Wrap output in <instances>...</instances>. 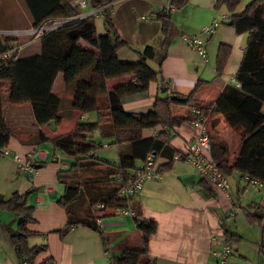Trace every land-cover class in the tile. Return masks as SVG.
Returning <instances> with one entry per match:
<instances>
[{"label":"crops","instance_id":"1","mask_svg":"<svg viewBox=\"0 0 264 264\" xmlns=\"http://www.w3.org/2000/svg\"><path fill=\"white\" fill-rule=\"evenodd\" d=\"M68 1L73 5V0ZM167 7L168 0H121L111 7L113 26L130 46L119 52L121 60L137 62L139 57L136 52H142L146 46H153L158 54L166 53L161 65L162 80L151 84L146 94L124 98L126 111L146 112L157 98L189 95L199 81L203 84L197 97L202 105L215 103L227 87L236 86V75L249 33H237L230 26L232 14L225 6H218V0H188L187 5L173 12L174 33L170 44L164 48L162 24L152 16ZM244 9L240 8L236 13H242ZM82 12L87 13L89 9ZM223 16L227 19L223 20L216 33L203 36L208 47V62L205 63L185 44L182 36L199 35L205 26ZM95 24L98 34L106 33L102 16L95 20ZM32 25L31 17L27 26ZM81 41V45L89 47ZM34 44L26 54L25 50L22 52L25 54L22 57L41 53L40 40ZM224 45L232 52L224 73L219 76L217 58L220 47ZM149 64L155 70L159 69L157 59ZM123 78L108 81L109 89L130 79ZM75 86L66 85L63 73L57 75L52 92L61 99V121L57 125L53 123L50 128L37 123L31 104L14 105L9 102L8 96L4 98L5 120L14 135L0 162V197L7 201L16 192L24 194L34 190L27 203L34 210V221L27 228L38 235L31 237L28 243L30 247L47 246V251L38 256L37 264L48 258H54L57 264H113L124 249L142 247L137 221H154L158 225L149 242L151 264H219L218 253L226 241L214 243L211 237L212 234L224 237L225 233L230 237L227 244L233 250L227 264H264V219L261 223H250L247 219L248 214L264 218V187H253L242 173L235 172L231 176L232 204L184 162L173 163L169 169H163L160 178L145 183L142 191L129 201L134 216H119L113 209L92 207L93 214L103 219L98 227L111 241L109 251H106L99 231L87 227H76L66 239H62L58 231L66 226L68 216L58 201L64 196L67 185L76 187L79 180L58 179V173L70 171L75 161L44 138L70 133L77 123H97L96 112L80 115L73 108ZM103 101L105 104L106 101ZM172 112L175 117L185 118L189 108L174 105ZM208 126L215 142L217 139L225 142L232 157L239 155L240 136L223 116L211 115ZM104 133H111V128L105 129ZM158 133L157 129H148L143 131V136L150 138ZM168 134L180 154L193 143L197 131L189 122L169 130ZM88 136L89 141L102 145L101 150L93 155L95 159L118 166L120 151L128 152L127 147L120 150L114 144V137H105L100 131ZM102 151L104 155H100ZM35 153L39 155L30 165L36 172L22 169L16 156L27 162ZM107 157L114 158V161H109ZM89 210V202L82 201L81 207H78L80 214ZM17 229L18 219L0 209V264H20L18 252L10 241L11 234Z\"/></svg>","mask_w":264,"mask_h":264},{"label":"trees","instance_id":"2","mask_svg":"<svg viewBox=\"0 0 264 264\" xmlns=\"http://www.w3.org/2000/svg\"><path fill=\"white\" fill-rule=\"evenodd\" d=\"M93 9H102L101 14L106 27L105 34H98L95 18L84 19L52 30L40 39L41 53L18 60L6 61L4 55L14 50L17 38L0 36V162L8 149L14 133L4 116V98L14 105L29 103L33 106L37 123L50 128L61 121V99L52 87L59 73L64 74L67 86L75 84L73 108L81 114L96 112L97 123H77L70 133H61L44 138L54 147L64 152L75 164L68 172H59L58 179H76L75 187L67 185L65 194L58 203L65 208L68 216L66 226L59 230L62 239H66L76 227H87L99 231L106 251L111 245L110 239L100 232L92 207L104 204L106 209L127 208L129 202L119 198L117 192L123 183L117 181L120 174L126 175L144 163L149 156L165 161L163 169L173 165V158L179 152L172 145L168 131L182 127L194 119L193 110L201 109L207 119L211 115H221L226 123L239 134L240 153L230 155L228 145L212 142V159L226 177L235 172L264 182V0H253L242 13H236L241 0H218V6H225L232 14L230 26L237 33H249L243 60L236 75L237 86L227 87L215 103L202 105L197 93L203 84L199 81L195 90L189 95H174L157 98L152 108L146 112L126 111L123 100L129 96L148 93L153 83L162 80L161 65L166 53L158 54L153 46H146L142 52H136L137 62L123 61L119 52L130 46L122 40L120 33L112 23L113 4L121 0H87ZM34 25L40 26L46 21L60 18H76L81 12L68 0H25ZM188 0H172L176 9L187 5ZM173 12L167 9L156 14L155 18L162 24L164 48L167 47L174 33ZM77 33V38L73 36ZM85 41L89 47L79 43ZM231 48L221 46L217 58V73L222 75L231 57ZM159 69L149 64L156 60ZM129 77V81L120 83L112 90L108 81ZM103 99L106 101L104 104ZM174 105L189 108L185 118L175 117ZM111 128V133H104ZM159 130L155 137L145 138L144 130ZM54 132L56 130H53ZM100 131L105 137H114V144L128 152L119 154V165H113L94 158L101 144L89 141L88 135ZM87 172L82 176L81 172ZM102 172V175L99 173ZM34 190L24 194L14 193L10 200L0 197V209L8 211L18 219L17 232L11 234L10 241L20 257V264H37L40 254L47 251V246L30 247L28 240L38 234L27 227L34 221V210L28 207V199ZM87 200L90 210L80 214L78 207ZM82 212V211H81ZM250 223H261L263 217L247 215ZM137 229L142 236V247L126 248L121 257L115 258L113 264H151L149 242L157 232L154 221H137ZM225 235L226 243L229 236ZM42 264H57L54 258L46 259Z\"/></svg>","mask_w":264,"mask_h":264},{"label":"built area","instance_id":"3","mask_svg":"<svg viewBox=\"0 0 264 264\" xmlns=\"http://www.w3.org/2000/svg\"><path fill=\"white\" fill-rule=\"evenodd\" d=\"M172 0H168L167 10L169 12L176 11V7L171 4ZM79 9L84 10L87 7L90 8L89 15L92 16V13L95 11L101 14L100 9H93L87 0L80 1ZM83 13V12H82ZM97 15V14H95ZM84 16L83 14L76 18H60L56 20L46 21L38 27H32L26 31H3L0 30V36H11L14 38H19L21 36H32L33 39H41L44 34L61 28L63 26L69 25L73 23L75 20H82ZM102 16V14H101ZM227 16H223L222 18H216L213 22L205 26L202 29L201 34L199 35H187L184 34L182 36V40L185 44L196 52L198 57L205 63L208 62V47L207 42L203 38L205 35L213 36L217 29L222 25L223 20H226ZM32 42L28 41L26 44H20L19 39L18 42L14 45V50L8 52L4 55V60L6 61H16L20 58L23 50L28 47ZM234 81V80H233ZM236 86H240V84L236 81ZM194 119L190 122V125L197 131V135L194 138L192 144H190L185 152L177 154L173 158V163L175 162H184L189 164L195 173L199 175L202 179L206 180L210 185H212L215 189L221 192L224 197L232 204H234L233 192L231 183L229 178L224 176L217 165L214 163L212 159V142L210 138V131L208 126V119L201 109L195 108L193 110ZM38 153L32 154L27 162H22L18 156H16V160L21 165L22 169L28 172H36L35 169L30 165V162L34 163V160L38 157ZM163 163L164 160L156 159L153 156H149L147 160L138 166L135 170L131 172V174L126 177L124 174H120L117 177V181L123 183L122 186L119 187L117 195L119 198L123 200H127L128 202L135 196H137L143 189L145 183L149 180L158 179L163 173ZM246 182L251 184L256 188H263L264 182L250 176H245ZM97 207L100 210H105L106 206L104 204H97ZM114 213L119 216H134L133 210L128 205L127 208L116 207L113 209ZM103 223V219L99 218L97 220V225L100 226ZM212 241L214 243H218L221 241H226L225 236H219L218 234H212ZM233 254V250L230 245L225 243L222 250L218 253L219 264H227L228 259ZM21 264H28L26 261H23Z\"/></svg>","mask_w":264,"mask_h":264},{"label":"rangeland","instance_id":"4","mask_svg":"<svg viewBox=\"0 0 264 264\" xmlns=\"http://www.w3.org/2000/svg\"><path fill=\"white\" fill-rule=\"evenodd\" d=\"M80 1L81 0H73L72 2H73V6L75 8H77L81 12V15L82 14L84 15V16H82V18H84V20L89 21V18H95V20H96L97 18L101 17V14L99 12H97V11L92 13V16L88 14L89 12H87V13L83 12L82 13V11H87L88 9L90 11V8L87 7V9H84V10L79 9V7L81 6L80 5ZM252 1L253 0H241V3L239 5L238 9L245 8ZM95 14H97V15H95ZM29 19H31V14L29 12V9L27 8L25 0H0V30L13 31V32L14 31L23 32V31H26V30H28V29H30L32 27H38L36 25H34V26L32 25V26L28 27L27 25H28V20ZM78 21L79 20L74 21L73 23H76ZM1 28H6V29H1ZM18 39H19V43L20 44H26L28 41L32 42L28 47H26L24 49L25 51L23 50L25 54L28 52L29 48L34 47V45H35L34 42L35 41L40 40L39 38L38 39H33L32 36H29V35L28 36H21ZM81 42H83V41H81ZM24 53H22L20 55V57L25 55ZM127 79L128 78L125 77L122 80H127ZM119 80H121V79H119ZM217 142H219L218 139H217ZM100 148L97 150L96 153H98L101 150ZM100 155H104V151H102ZM107 159H110L109 161H114V158L107 157ZM81 173H82V176H86L87 175L86 171L85 172H81ZM75 180L77 181V180H79V178H76ZM229 181L232 184V178L231 177H229Z\"/></svg>","mask_w":264,"mask_h":264},{"label":"water","instance_id":"5","mask_svg":"<svg viewBox=\"0 0 264 264\" xmlns=\"http://www.w3.org/2000/svg\"><path fill=\"white\" fill-rule=\"evenodd\" d=\"M75 21H76V20H75ZM77 36H78V35H77V33H76V34L73 36V38H77Z\"/></svg>","mask_w":264,"mask_h":264}]
</instances>
